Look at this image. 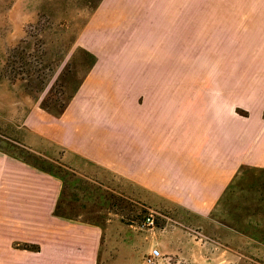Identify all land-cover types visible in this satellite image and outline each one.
Instances as JSON below:
<instances>
[{"label":"crops","instance_id":"0c3cea01","mask_svg":"<svg viewBox=\"0 0 264 264\" xmlns=\"http://www.w3.org/2000/svg\"><path fill=\"white\" fill-rule=\"evenodd\" d=\"M239 5L264 7V0H100L72 50L92 65L58 112L47 106V90L38 96L31 83L35 68L18 71L7 50L0 54L4 118L24 127L31 143H55L123 178L140 192L136 199L181 208L192 234L199 237L201 229L199 239L210 247L202 252L194 244L188 264L264 263V104L261 98H164L165 50L150 54L147 43L184 37L181 23L228 24L230 7ZM197 7L206 8L204 16ZM261 15L253 22L264 24ZM125 39L146 41L132 52ZM57 164L47 168L0 147V264L101 263L104 226L86 216L95 208H79L86 204L81 180ZM90 189L86 198L95 199ZM103 198L95 201L98 208ZM173 233L155 247L179 253L180 236ZM125 262L141 264L133 256Z\"/></svg>","mask_w":264,"mask_h":264},{"label":"rangeland","instance_id":"374dc122","mask_svg":"<svg viewBox=\"0 0 264 264\" xmlns=\"http://www.w3.org/2000/svg\"><path fill=\"white\" fill-rule=\"evenodd\" d=\"M99 2L0 0V54H3L2 49L7 50L10 63L18 61V71L20 68L28 69L30 65L35 68L31 73V83L36 84L38 96L47 90L44 99L54 112L62 109L92 65L89 57L82 52L73 55L72 50ZM183 9L191 8H181L180 11ZM195 10L199 16L205 15V7ZM261 14H264V7L232 6L228 24L212 23L207 29H202L207 23H181L185 27L181 30L184 37L149 40L150 54L162 47L165 50L164 98H261L263 107L264 33L259 27H264V24L253 22ZM145 41L125 39L123 45L135 52L143 47L140 42ZM13 121L4 118L0 111L1 148L47 168L52 164H66L69 174L81 180L79 186L84 189L79 188L81 195H85L82 204L86 202L89 206L85 207V204L79 208L86 213L95 208L94 215L86 216L99 219L104 226L100 264H133L125 262L129 256L144 264L150 249L158 245L156 240L163 235H173L174 231L180 236L181 250L177 254L172 250L165 252L159 264H176L178 254L180 264H188V254L193 252L194 244L200 245L202 252L204 247L210 248L206 239H199L202 235L205 238L201 229H197L201 236L192 234L188 214L181 208L168 204L157 209L150 200L136 199L140 192L123 178L55 143L36 139L31 143L27 140L26 129ZM15 122L21 123L16 119ZM90 176L102 185L90 181ZM95 186L101 189L97 190ZM89 187L95 199L86 198L90 195L85 194ZM103 195L105 206L98 208L95 201ZM148 216L154 219L151 225L145 223ZM246 260L242 264H264Z\"/></svg>","mask_w":264,"mask_h":264},{"label":"built area","instance_id":"2783aa9c","mask_svg":"<svg viewBox=\"0 0 264 264\" xmlns=\"http://www.w3.org/2000/svg\"><path fill=\"white\" fill-rule=\"evenodd\" d=\"M153 222H154V219L152 216H148L145 220V223L148 225L153 224ZM197 233L200 235L199 231H197ZM163 257H164V252L159 247H153L151 251L145 257V264H159V261Z\"/></svg>","mask_w":264,"mask_h":264},{"label":"trees","instance_id":"16d2710c","mask_svg":"<svg viewBox=\"0 0 264 264\" xmlns=\"http://www.w3.org/2000/svg\"><path fill=\"white\" fill-rule=\"evenodd\" d=\"M55 167V166H54ZM58 170L61 171L60 166H57ZM63 171V170H62ZM62 177L64 178V180L66 179L65 175H62ZM56 212H59V205H58V209L56 210Z\"/></svg>","mask_w":264,"mask_h":264}]
</instances>
